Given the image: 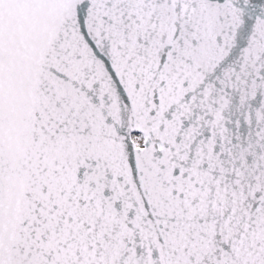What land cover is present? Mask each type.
Returning <instances> with one entry per match:
<instances>
[{
	"label": "snow or ice",
	"instance_id": "6c2138e0",
	"mask_svg": "<svg viewBox=\"0 0 264 264\" xmlns=\"http://www.w3.org/2000/svg\"><path fill=\"white\" fill-rule=\"evenodd\" d=\"M0 264H264V0H0Z\"/></svg>",
	"mask_w": 264,
	"mask_h": 264
}]
</instances>
